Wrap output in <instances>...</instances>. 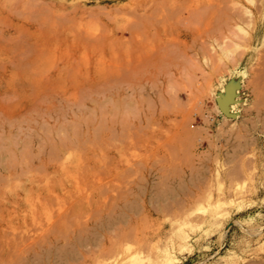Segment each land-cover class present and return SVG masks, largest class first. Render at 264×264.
<instances>
[{
	"label": "rangeland",
	"instance_id": "1",
	"mask_svg": "<svg viewBox=\"0 0 264 264\" xmlns=\"http://www.w3.org/2000/svg\"><path fill=\"white\" fill-rule=\"evenodd\" d=\"M229 1L148 70L158 0H0L33 36L28 91L0 94V264H117L109 236L123 264H264V0Z\"/></svg>",
	"mask_w": 264,
	"mask_h": 264
},
{
	"label": "bare ground",
	"instance_id": "2",
	"mask_svg": "<svg viewBox=\"0 0 264 264\" xmlns=\"http://www.w3.org/2000/svg\"><path fill=\"white\" fill-rule=\"evenodd\" d=\"M159 1V5L155 11V19L158 21V26H157V32L155 33V36L153 37V39L151 37H148V36H145L141 39V42L139 43V48L138 50H136L135 52L138 54V51H139V55H141L142 59H143V62L145 64V67L148 68V70L152 69V68H157L159 69L160 65H162L163 63L166 64L167 63H172L173 61L176 60V55L175 53L178 55H181V57L183 56V52H185V54H189L190 50H188V43H187V40L186 39H182V41L185 43L186 46V49L183 51L181 50L179 52V54L177 52H175L174 50H177V48H173L170 46H173L174 42L176 44V42H179L178 39L175 40V38H177L176 36V33L174 31V23H176L177 21H179L180 23L178 24H182L181 25H185L184 21L186 19V17L184 18L181 17L180 15L182 13H184V11L186 10L189 15L188 16H191V21L194 19V18H197L200 16V19L202 22L201 26H203L204 24H207L209 25L211 22L213 23L214 20L218 19V18H221V13L224 12L225 10H227V7L229 8V12L232 11V9L230 10L231 5H228L227 7L226 4H230V2L232 1H226V0H158ZM228 3H226V2ZM244 3L245 1L242 0ZM249 3H250V0H248ZM258 1V0H257ZM256 1V7L258 8L260 1L259 0L258 2ZM225 2V4H224ZM234 2H237V0ZM263 2V0L261 1ZM240 3V2H239ZM242 3L240 5H242ZM246 3V2H245ZM255 3V2H254ZM236 4H233V8H235ZM238 5V9L237 8L235 9L236 12H240L241 11V6ZM251 5V4H250ZM253 5V4H252ZM230 6V7H229ZM6 7V6H5ZM226 8V9H225ZM262 8V7H261ZM249 9V8H248ZM256 9V8H255ZM11 10V9H10ZM249 10H252V9H249ZM225 11V12H226ZM261 11V10H259ZM6 12V11H5ZM11 12V11H10ZM9 12V13H10ZM242 12V16H240V18H242V21L243 23L246 22L247 19H249L248 17L249 16H244L243 12L244 11H241ZM252 12V11H250ZM233 13V12H232ZM232 13H230V15H233ZM248 13V12H246ZM245 13V14H246ZM255 13V12H254ZM259 13V12H258ZM199 15L197 17H195V15ZM227 14L226 13V18H228L230 15H228L227 17ZM241 13H239L238 15H240ZM257 14V12H256ZM255 15V14H254ZM21 16V15H19ZM24 16V15H23ZM22 16V17H23ZM194 16V17H192ZM28 18L30 17V19L32 18V16L28 15L27 16ZM178 17V18H177ZM234 17H237V16H234ZM233 17V19H234ZM244 17H247V18H244ZM183 18V19H181ZM193 18V19H192ZM223 18V17H222ZM251 18V17H250ZM1 19V18H0ZM21 19V18H20ZM27 19V18H26ZM29 19V20H30ZM178 19V20H176ZM180 19V20H179ZM190 19V18H189ZM3 20V19H2ZM33 20V21H32ZM31 20V23L34 21H36V19L34 20L32 18ZM43 20V19H41ZM47 20V19H46ZM41 21L39 22L40 24L42 23L43 25L46 23L45 21ZM184 20V21H183ZM196 20V19H195ZM195 20H193V22L191 23H195ZM219 20V19H218ZM217 20V21H218ZM225 20V19H224ZM229 20H232V17L230 16V19H226L225 21H228L229 23ZM235 20V19H234ZM254 20V19H253ZM253 20L251 22H253ZM26 21V20H25ZM48 21V20H47ZM52 22L54 20H51ZM241 21V23H242ZM2 22V21H1ZM45 22V23H44ZM50 22L49 20V23L50 24H54ZM189 22V23H190ZM247 22H249V20H247ZM157 23V22H156ZM176 23V24H177ZM184 23V24H183ZM188 23V22H187ZM186 23V24H187ZM211 23V24H212ZM226 24L228 26V23L227 22H222V24ZM254 23V22H253ZM253 23H252V26H253ZM40 24H39V27H40ZM49 24V25H50ZM197 24H198V19H197ZM215 24V23H214ZM213 24V25H214ZM221 24V26H222ZM230 24V23H229ZM232 24V23H231ZM239 24V22L237 23V25ZM245 24V23H244ZM47 25V24H46ZM56 25V24H54ZM58 25V24H57ZM193 24H189V26L191 27ZM225 25V26H226ZM241 25V24H239ZM246 25V24H245ZM248 25V24H247ZM246 25V26H247ZM59 26V25H58ZM57 26V27H58ZM187 26L186 27L184 26V28L187 29ZM195 26V27H194ZM226 26V27H227ZM245 26V27H246ZM249 26V25H248ZM48 27V25L46 26ZM56 27V26H55ZM154 27V26H153ZM156 27V26H155ZM154 27V28H155ZM225 27V28H226ZM236 27V25L234 26ZM231 28V29H234ZM243 27V26H242ZM244 27V28H245ZM51 28H52V25H51ZM61 28V27H60ZM193 28H196V25H193ZM198 28V27H197ZM196 28V30H197ZM212 28V27H211ZM53 29V28H52ZM64 29V28H63ZM185 29V30H186ZM202 27H200L198 30H201ZM230 29V30H231ZM43 30V29H42ZM190 30V29H189ZM205 30V29H204ZM210 30V29H209ZM240 30V29H239ZM252 30V28H251ZM71 31V30H70ZM69 31V32H70ZM156 31V29L154 30V32ZM208 31L207 29L201 33H204ZM3 32V35L1 34ZM2 32H0V79L2 80V83H0V94L2 92H11V91H16L19 87L24 90V91H28L30 85H31V75L33 73V68H32V64H33V61H32V55L29 56L28 54V51L29 49H26L25 46H28V42H27V39L29 40V37H32V33L29 31V28L27 26V24H20L19 22H12L9 27L7 29H4L2 30ZM76 32V31H75ZM133 32V31H132ZM232 32V30H231ZM71 33V32H70ZM200 33V32H199ZM245 33V32H244ZM250 33V32H249ZM54 34V33H53ZM133 34H135V32H133ZM262 34V33H261ZM200 35V34H199ZM224 35V34H223ZM248 35V34H247ZM246 35V36H247ZM75 36V35H74ZM82 36L80 33L79 34H76V36L74 37L76 40H74L75 42L78 40H81L82 39ZM197 36V35H196ZM195 37V36H194ZM199 37V36H198ZM219 37V36H217ZM224 37V36H223ZM223 37H220L219 38V41L221 42L222 40V43L221 44H224L223 42L225 41ZM251 37V35L249 36V38ZM50 38V37H49ZM59 38V37H58ZM84 38V37H83ZM191 38V37H190ZM200 39V37H199ZM40 40L39 37H37V39L32 43V49L34 51H37L40 47L38 45H40V43H38ZM85 40V39H84ZM180 40V39H179ZM213 40H217L216 38ZM197 41V40H196ZM202 41V40H201ZM218 41V40H217ZM216 41V43L218 45H221L220 43H218ZM232 41V40H231ZM234 41V40H233ZM182 42V43H183ZM193 42V40H192ZM191 42V43H192ZM195 42V41H194ZM193 42V43H194ZM116 43V42H115ZM181 43V41L179 42ZM178 43V44H179ZM203 44H205V41L202 42ZM211 43V41L209 42V44ZM228 43V41L226 42ZM264 43V42H263ZM89 44V43H88ZM176 44V45H178ZM208 44V45H209ZM87 45V44H86ZM113 45H115L113 43ZM176 45H174V47H176ZM194 45H196V43H194ZM213 45V44H212ZM212 45H211V48L210 49H213L212 48ZM230 45V43H229ZM192 46V45H191ZM204 46V45H202ZM217 46V45H216ZM264 46V45H263ZM178 47V46H177ZM210 47V46H209ZM209 47H204V49H201L202 50H206L205 48L209 49ZM214 47V46H213ZM195 48V46H194ZM192 48V49H194ZM215 48V47H214ZM219 48V47H218ZM224 48V47H223ZM190 49V48H189ZM209 49V51L211 52V50ZM43 50V49H42ZM173 50V51H172ZM198 50V49H197ZM200 50V49H199ZM195 52V50H193ZM192 51V52H193ZM234 51V50H233ZM193 52V57L195 56V54L197 53H194ZM209 52V53H210ZM216 52V51H215ZM131 53V52H130ZM133 53V52H132ZM181 53V54H180ZM208 53V52H207ZM208 53V54H209ZM212 53V52H211ZM211 53L209 55H211ZM217 53V52H216ZM219 53V52H218ZM234 53V52H233ZM184 54V55H185ZM214 54V53H213ZM230 54V53H229ZM238 54V53H237ZM191 54H189V58H186V59H190ZM201 55V54H199ZM202 55H207L206 53L202 52ZM236 55V54H235ZM239 55V54H238ZM213 56V55H212ZM219 56V55H217ZM41 57V56H40ZM187 57V56H186ZM216 57V56H215ZM215 57H213V60L215 59ZM219 57H222L221 55ZM42 58V57H41ZM179 58V56L177 57ZM199 58V57H198ZM236 58V57H234ZM212 59V58H211ZM217 59V58H216ZM40 60V59H39ZM236 60V59H235ZM185 61V60H184ZM195 61L196 58H195ZM194 61V62H195ZM199 61V60H198ZM209 61V60H208ZM181 61H179L180 63ZM201 61H199L200 63ZM179 63L176 64V67L174 65L175 68L179 69ZM197 63V62H196ZM197 63V64H199ZM168 64V65H170ZM159 65V66H157ZM167 65V66H168ZM173 65V64H172ZM171 65V67H172ZM178 65V66H177ZM205 65V64H204ZM163 66V65H162ZM166 66V65H165ZM170 67V71L172 68ZM217 67V66H216ZM67 67H63V68H59V71L60 72H64ZM177 69H174V72H177ZM204 69V68H202ZM179 71V70H178ZM36 72V70H35ZM181 72V71H180ZM179 72V73H180ZM175 74V73H174ZM178 74V73H177ZM91 74H89L88 76H91ZM87 76V77H88ZM87 80V78L85 79V81ZM79 84V80H76L74 82V86H77ZM227 102H230V100H226ZM15 109L16 107L12 108L11 110L10 109H6L5 108V104H4V101L2 99V101H0V110H4V111H8V115H11L13 116V113L15 112ZM123 245V241H120L119 238H113L111 236L107 237L104 241V247L108 250H112V251H115L116 252V257H118L117 259V264H123V262L128 258V256H126V254L124 253V249L122 247ZM121 257V258H119Z\"/></svg>",
	"mask_w": 264,
	"mask_h": 264
},
{
	"label": "water",
	"instance_id": "3",
	"mask_svg": "<svg viewBox=\"0 0 264 264\" xmlns=\"http://www.w3.org/2000/svg\"><path fill=\"white\" fill-rule=\"evenodd\" d=\"M221 109L226 113V114H229L230 111H231V107L229 105V102L227 101H222L221 102Z\"/></svg>",
	"mask_w": 264,
	"mask_h": 264
}]
</instances>
